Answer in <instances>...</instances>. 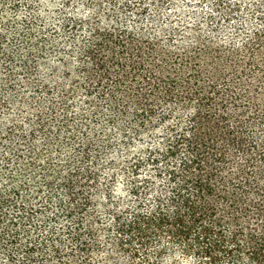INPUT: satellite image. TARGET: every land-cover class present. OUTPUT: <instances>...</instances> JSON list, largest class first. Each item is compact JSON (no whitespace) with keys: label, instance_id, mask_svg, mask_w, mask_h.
<instances>
[{"label":"trees","instance_id":"1","mask_svg":"<svg viewBox=\"0 0 264 264\" xmlns=\"http://www.w3.org/2000/svg\"><path fill=\"white\" fill-rule=\"evenodd\" d=\"M61 1L48 23L31 14L18 27L0 12V260L264 264V212L236 216L239 200L217 187L223 154L200 130L218 122L233 145L245 133L226 99L264 93V0L245 14L241 0H212L211 36L192 29L190 43L156 15L152 28L141 21L151 2L177 11L178 0H82L84 17ZM249 19L248 33L213 36ZM157 124L164 138L146 146Z\"/></svg>","mask_w":264,"mask_h":264},{"label":"rangeland","instance_id":"2","mask_svg":"<svg viewBox=\"0 0 264 264\" xmlns=\"http://www.w3.org/2000/svg\"><path fill=\"white\" fill-rule=\"evenodd\" d=\"M4 1L7 0H0V12H3L5 22H8V20L11 23L15 22V26L18 27L21 26L23 20L30 17L31 14L38 15L43 22L47 21L48 23L49 21L55 20L56 14L62 6L61 0H9L10 3L7 4V2H5L3 8H1ZM74 1V4H78L76 5L77 8H79V5L83 4L82 0ZM251 2L252 0H241V14L248 12L247 7ZM178 3L179 6L176 11L168 5V1L161 6L162 8L153 7L154 3L151 2V5L147 7V11L141 18L142 23L145 24L146 27H154L151 22V15H156L158 24L163 27L171 25L172 27L170 29H173L172 34L175 35L176 39L185 37L184 41L186 42L184 43L193 41L196 34H192V32L197 28L199 29L197 34H200L201 37H210V30L212 31V27L216 25L213 18L211 19L210 17L214 12L213 1L201 0L197 2L196 0H178ZM13 4L17 6L15 7ZM137 4H139V1ZM77 14L80 17L86 15L82 8L78 9ZM126 14L127 21L124 23L125 25L134 27L139 24L135 12L130 11ZM251 21V19L246 21L249 23L247 26L225 24L217 30L218 33H213V36L217 38H226L236 32L248 33L247 29L250 30L249 26ZM11 26L14 25H10V27ZM225 26L227 27L226 29H224ZM4 33H6L7 37L12 41L11 28L4 30ZM237 39L240 41L242 36H238ZM60 48L62 55L67 53L68 48H65V44L60 46ZM82 76L81 74V77ZM74 79L82 81L81 79ZM244 88L251 92V85L249 83H246ZM237 94L238 91L234 95L231 94L228 99H226V107L228 109L227 111L231 124L238 127L236 128L238 132H245L237 145L229 143L226 136V134L228 135V130L222 128L218 122L207 120L201 124L200 130L207 134L213 132L212 141H210L212 151L216 152V154L218 153V155L223 154L219 169L221 174L218 175L217 187H220L226 194L233 191L235 197L233 199L239 200L238 202H240V207L238 211L235 212L237 217L248 221H256L264 212V126L261 125V120H264V93L257 95L249 94L244 99L245 103H235L233 97L236 98ZM231 96L233 97L231 98ZM242 104L245 108L242 106L241 108H236ZM234 105L236 107H234ZM108 114L109 112L105 111V109L104 112L101 111L100 120L107 119ZM156 126V132L148 136L146 135V146L152 145L154 142L157 143L164 138L161 124H157ZM119 184H122V181ZM232 187H237V189ZM123 190L124 187L120 185V187H118V192L124 193ZM164 262V264H181L182 257L178 255L175 259H172L167 256ZM0 264L8 263H4L2 259L0 260Z\"/></svg>","mask_w":264,"mask_h":264}]
</instances>
